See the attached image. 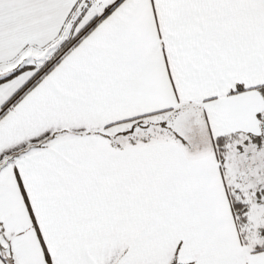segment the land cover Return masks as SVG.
<instances>
[{"label": "snow or ice", "instance_id": "snow-or-ice-1", "mask_svg": "<svg viewBox=\"0 0 264 264\" xmlns=\"http://www.w3.org/2000/svg\"><path fill=\"white\" fill-rule=\"evenodd\" d=\"M0 264H264V0H0Z\"/></svg>", "mask_w": 264, "mask_h": 264}]
</instances>
